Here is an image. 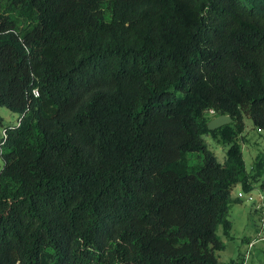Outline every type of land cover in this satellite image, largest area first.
<instances>
[{
    "label": "trees",
    "instance_id": "1",
    "mask_svg": "<svg viewBox=\"0 0 264 264\" xmlns=\"http://www.w3.org/2000/svg\"><path fill=\"white\" fill-rule=\"evenodd\" d=\"M0 105V264H224L264 0H0Z\"/></svg>",
    "mask_w": 264,
    "mask_h": 264
},
{
    "label": "rangeland",
    "instance_id": "2",
    "mask_svg": "<svg viewBox=\"0 0 264 264\" xmlns=\"http://www.w3.org/2000/svg\"><path fill=\"white\" fill-rule=\"evenodd\" d=\"M0 114L3 116V125H0V135H3L4 129L8 125L18 123L20 112L11 108L0 105ZM246 127L239 135L242 144L243 156L248 171L255 170V164L258 160L264 161V128L258 127L253 123L251 117H245ZM209 146L215 151L218 159L223 161L226 157V150L229 144H224L207 137ZM3 157L0 149V169L3 166ZM264 181V171L257 180L256 185L251 191L257 195L263 190L260 183ZM245 190L241 185H237L232 196H238V193ZM255 203L249 199L233 202L230 209V218L232 219V230L230 235L223 232L222 226L218 228V234L225 241L224 249L217 250V255L224 264H240L243 255L249 250L250 257L248 264H264V239L261 238L259 222L256 212L253 210ZM253 206V207H252Z\"/></svg>",
    "mask_w": 264,
    "mask_h": 264
},
{
    "label": "built area",
    "instance_id": "3",
    "mask_svg": "<svg viewBox=\"0 0 264 264\" xmlns=\"http://www.w3.org/2000/svg\"><path fill=\"white\" fill-rule=\"evenodd\" d=\"M214 111L213 109L211 110ZM238 197L245 198L253 201L256 204L257 209L259 210V228H260V234L261 238L264 239V190H260L257 195H255L251 190H248V192L245 194L244 192L240 191L238 193ZM250 257L249 250L245 252V254L242 257V260L240 264H248V259Z\"/></svg>",
    "mask_w": 264,
    "mask_h": 264
},
{
    "label": "water",
    "instance_id": "4",
    "mask_svg": "<svg viewBox=\"0 0 264 264\" xmlns=\"http://www.w3.org/2000/svg\"><path fill=\"white\" fill-rule=\"evenodd\" d=\"M207 115H210V112H207ZM232 116L228 113H221L218 115L213 116L209 121H208V127L209 129H214L217 127H220L224 124H227L232 121Z\"/></svg>",
    "mask_w": 264,
    "mask_h": 264
},
{
    "label": "crops",
    "instance_id": "5",
    "mask_svg": "<svg viewBox=\"0 0 264 264\" xmlns=\"http://www.w3.org/2000/svg\"><path fill=\"white\" fill-rule=\"evenodd\" d=\"M234 197H236L237 198V195L236 196H234ZM240 200H239V202L241 201H243V198H239ZM254 206V207H253ZM252 207H253V210L256 212V214H257V218H258V222H259V210L257 209V207H256V204L255 205H253Z\"/></svg>",
    "mask_w": 264,
    "mask_h": 264
}]
</instances>
